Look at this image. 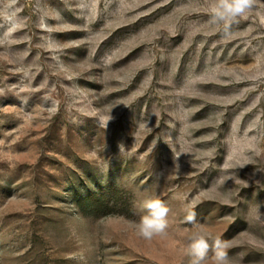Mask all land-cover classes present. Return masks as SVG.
<instances>
[{
    "label": "rangeland",
    "instance_id": "1",
    "mask_svg": "<svg viewBox=\"0 0 264 264\" xmlns=\"http://www.w3.org/2000/svg\"><path fill=\"white\" fill-rule=\"evenodd\" d=\"M210 4L0 0V264H264V0Z\"/></svg>",
    "mask_w": 264,
    "mask_h": 264
},
{
    "label": "clouds",
    "instance_id": "2",
    "mask_svg": "<svg viewBox=\"0 0 264 264\" xmlns=\"http://www.w3.org/2000/svg\"><path fill=\"white\" fill-rule=\"evenodd\" d=\"M11 4H15L17 0H10ZM254 0H211L210 10L214 22H223L225 26L230 25L237 17H242L253 6ZM21 9H16L9 15L5 16V20L9 25L5 37L10 36L19 26L20 22L16 18V13ZM3 41L0 40V43ZM148 214L142 216L137 227L138 233L146 240H151L154 235L163 234L168 228L169 208L164 205L160 199H150L145 202ZM185 222L190 224L198 223L195 206L188 211L185 216ZM209 236L197 235L194 237L190 248L191 254L197 257L193 264H200L205 259L209 251L213 252L215 264H232L228 255L227 244L220 238H216L209 243Z\"/></svg>",
    "mask_w": 264,
    "mask_h": 264
}]
</instances>
